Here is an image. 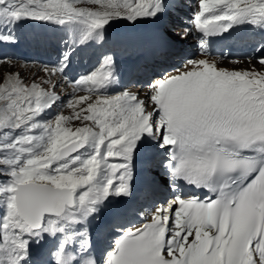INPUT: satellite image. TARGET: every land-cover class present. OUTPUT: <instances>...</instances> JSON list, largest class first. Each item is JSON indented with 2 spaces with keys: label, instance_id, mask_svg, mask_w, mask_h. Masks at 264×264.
Instances as JSON below:
<instances>
[{
  "label": "snow or ice",
  "instance_id": "obj_1",
  "mask_svg": "<svg viewBox=\"0 0 264 264\" xmlns=\"http://www.w3.org/2000/svg\"><path fill=\"white\" fill-rule=\"evenodd\" d=\"M183 5L0 0V44L36 21L63 30L67 49L48 79L27 84L16 73L0 84V264H264V70L221 67L210 51L212 38L264 32V0H197L180 38L198 33L200 58L148 82L146 99L109 91L120 82L110 52L90 73L67 75L72 52L103 45L112 21L159 20ZM254 52L248 59L264 68V40ZM65 81L72 114L45 119ZM141 195L150 219L116 227L98 261L87 224L110 198Z\"/></svg>",
  "mask_w": 264,
  "mask_h": 264
},
{
  "label": "rangeland",
  "instance_id": "obj_2",
  "mask_svg": "<svg viewBox=\"0 0 264 264\" xmlns=\"http://www.w3.org/2000/svg\"><path fill=\"white\" fill-rule=\"evenodd\" d=\"M78 6H83V5H78ZM117 20L121 21V19H117ZM15 69H16L15 65L13 66V64H6L4 66L0 65V84L4 83V81L9 76V74L14 75V74L18 73V71ZM20 77L27 84H30L34 81L37 82L35 71L31 72V71L25 70V72L20 74Z\"/></svg>",
  "mask_w": 264,
  "mask_h": 264
},
{
  "label": "bare ground",
  "instance_id": "obj_3",
  "mask_svg": "<svg viewBox=\"0 0 264 264\" xmlns=\"http://www.w3.org/2000/svg\"><path fill=\"white\" fill-rule=\"evenodd\" d=\"M7 64V63H6ZM6 64H4V63H0V65H6ZM14 65H16L17 66V68L20 70V69H23L22 68V66L21 65H19V64H14ZM13 65V66H14ZM6 68V67H5ZM40 76H41V74H40Z\"/></svg>",
  "mask_w": 264,
  "mask_h": 264
}]
</instances>
